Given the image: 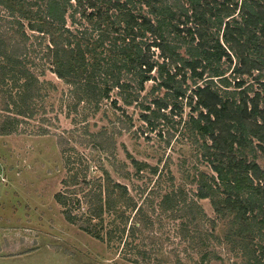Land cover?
Segmentation results:
<instances>
[{
  "label": "trees",
  "instance_id": "trees-1",
  "mask_svg": "<svg viewBox=\"0 0 264 264\" xmlns=\"http://www.w3.org/2000/svg\"><path fill=\"white\" fill-rule=\"evenodd\" d=\"M46 71L69 87L64 107L94 155L79 157L76 168L75 148L60 139L67 172L55 201L68 223L144 261L156 226L171 223L178 252L206 263L216 256L210 259L208 226L222 221L247 264H264V169L257 163L258 153L264 158V0H0V136L48 114ZM105 101L123 116L111 134L107 127L92 134L90 117ZM131 107L161 137L189 109L184 131L212 171L193 195L173 176L163 193L158 168L129 155V164L119 160L116 135L133 131ZM41 121L31 133L48 136L52 123ZM102 158L136 196L104 166L102 176L88 166ZM206 199L215 219L199 205ZM248 241L258 242L252 251Z\"/></svg>",
  "mask_w": 264,
  "mask_h": 264
},
{
  "label": "rangeland",
  "instance_id": "rangeland-1",
  "mask_svg": "<svg viewBox=\"0 0 264 264\" xmlns=\"http://www.w3.org/2000/svg\"><path fill=\"white\" fill-rule=\"evenodd\" d=\"M40 80L46 84L44 94L48 96V114L44 116L42 112L39 113L25 123L18 133L0 136V264H179V259L181 264H247L243 252L227 241L229 229L222 221L217 223L214 230L212 225L208 226L213 234L212 242L208 245L210 259L213 252L216 256L206 263L202 262L200 254L189 258L178 252L179 239L171 223L157 225L154 236L158 239L154 241L152 237L146 241L145 248L151 253V258L146 261L130 257L127 251H122V246L98 241L68 223L62 208L55 201V195L64 190L63 181L67 172L60 139L68 141L69 148H75L77 153L71 151L70 156L76 162V168H80L79 157L83 156L85 160V157L94 155L88 145L89 136L76 133L80 129L72 123L75 116L68 115L64 107L69 87L50 71H46ZM46 82H51L54 88ZM152 86V82L146 84L144 96ZM126 113V119L133 117L135 127L131 133L116 135L119 160L129 164V155L158 168L163 175V193L168 192L171 183H167V180L173 176L178 189H185L189 195H193L199 180L203 177L207 180L212 171L203 158L204 150L198 148L184 131L183 123L188 119L189 109H185L182 124L177 126L180 119H174L175 122L163 130V137L159 133L150 134L143 124L144 127H141L139 112L134 107L126 108ZM118 116L123 115L115 111L109 101H105L100 113L94 118L90 117V131L94 134L107 127L111 134L112 124L117 123ZM45 117L52 123L45 124L50 128V134L40 137L31 133L42 128L41 120ZM146 134L149 136L146 137ZM82 141L85 144H81ZM257 163L264 169V158L259 153ZM84 164L85 169L87 166ZM88 166L97 170L98 176H102L99 168L104 166L115 181L127 184L136 196L137 191H133L129 182L112 171L106 159ZM128 168L134 171L131 165ZM149 172L145 171L147 175ZM87 175L91 176L89 171ZM134 184L139 186L141 181ZM199 205L208 218H216L212 200H199ZM257 243L248 241L249 248L246 245L242 247L246 246L252 251Z\"/></svg>",
  "mask_w": 264,
  "mask_h": 264
}]
</instances>
